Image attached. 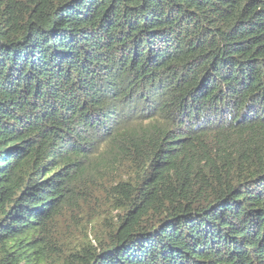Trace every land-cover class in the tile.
Masks as SVG:
<instances>
[{"label":"trees","instance_id":"16d2710c","mask_svg":"<svg viewBox=\"0 0 264 264\" xmlns=\"http://www.w3.org/2000/svg\"><path fill=\"white\" fill-rule=\"evenodd\" d=\"M0 264H264V0H0Z\"/></svg>","mask_w":264,"mask_h":264}]
</instances>
